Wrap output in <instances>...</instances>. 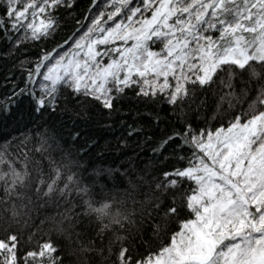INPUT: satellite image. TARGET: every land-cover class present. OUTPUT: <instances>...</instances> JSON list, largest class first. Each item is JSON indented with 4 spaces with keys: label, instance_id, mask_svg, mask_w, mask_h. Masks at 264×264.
<instances>
[{
    "label": "snow or ice",
    "instance_id": "snow-or-ice-1",
    "mask_svg": "<svg viewBox=\"0 0 264 264\" xmlns=\"http://www.w3.org/2000/svg\"><path fill=\"white\" fill-rule=\"evenodd\" d=\"M0 4V34L22 33L19 49L53 35L75 0ZM94 7L85 31L45 52L0 104L9 113L27 97L36 125L0 137V264H264V0ZM129 92L170 113L164 135H145L147 162L134 150V165L85 164L68 147L80 133L65 142L48 123L111 117ZM30 224V241L47 231L18 256L9 229Z\"/></svg>",
    "mask_w": 264,
    "mask_h": 264
},
{
    "label": "trees",
    "instance_id": "trees-1",
    "mask_svg": "<svg viewBox=\"0 0 264 264\" xmlns=\"http://www.w3.org/2000/svg\"><path fill=\"white\" fill-rule=\"evenodd\" d=\"M99 2L103 7L104 0H99ZM3 7L5 5L0 4V9ZM95 15L94 0H75L72 9L61 10L60 26L53 35L47 38L41 40L27 39L20 45L19 49H16L12 41L22 36V33L13 32L11 36L6 33L0 34V104L6 101L14 88L19 91L20 88L25 87L29 70L35 67V63L41 59L45 52H50L58 45L64 44V41L70 40L74 34L77 37L81 35ZM77 21L80 23L78 24ZM78 28L80 29L79 32H77ZM0 33H3V29H0ZM9 49H12L13 54H8ZM68 49L69 45L65 44L64 50ZM156 112L160 114L161 118V124L158 128L152 124V116L150 115ZM169 118L170 113L167 105L162 102L155 105L137 102L133 94L129 92L128 97L119 103L118 112L111 117L106 114L92 115L77 120L75 126H72L71 121H68L66 117H53L48 123L55 125L57 132L63 136L65 142L70 141V132L80 133L75 142L68 143V147L72 149L74 154L79 150L80 155L85 156V164L96 161L97 165L101 167L122 168L124 165L136 163V158L133 155L134 150L140 153L142 161L147 162L149 160L152 153L150 145L145 141V135L152 136L153 139H158L164 135L168 131ZM60 119H64L69 127H63ZM132 125L143 128L144 131L128 136V126ZM35 127L36 125L31 122L29 116L27 97H22L9 113H5L0 108V137L7 133L19 135L25 130L31 132ZM138 145L141 147H137ZM100 154H103L102 160L99 159ZM36 223L38 224L39 220ZM9 231L18 234L20 241L18 256H23L26 251L36 246L37 239L47 231V226L45 225L31 241L29 236L34 231L31 224L27 228L13 227ZM3 235V221L0 219V238H3Z\"/></svg>",
    "mask_w": 264,
    "mask_h": 264
}]
</instances>
